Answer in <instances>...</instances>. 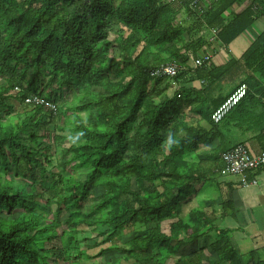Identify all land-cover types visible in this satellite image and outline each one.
<instances>
[{
    "label": "trees",
    "instance_id": "16d2710c",
    "mask_svg": "<svg viewBox=\"0 0 264 264\" xmlns=\"http://www.w3.org/2000/svg\"><path fill=\"white\" fill-rule=\"evenodd\" d=\"M259 19V0H216L201 12L184 1L0 0V264H118L111 251L133 264H203L196 245L225 232L217 216L185 209L219 175L225 150L188 158L222 131L264 123V28L225 64L160 79L150 70L186 67L211 28L226 47ZM229 72L237 85L212 96ZM170 84L169 97L161 86ZM240 85L243 96L213 123ZM33 96L57 113L27 103ZM190 112L208 129L185 121ZM220 197L221 215L233 216ZM216 257L237 263L227 238Z\"/></svg>",
    "mask_w": 264,
    "mask_h": 264
},
{
    "label": "crops",
    "instance_id": "0c3cea01",
    "mask_svg": "<svg viewBox=\"0 0 264 264\" xmlns=\"http://www.w3.org/2000/svg\"><path fill=\"white\" fill-rule=\"evenodd\" d=\"M255 23L256 27H254ZM255 23L246 31L247 33L241 35L247 41L246 43L242 41L236 43L241 36L238 37L219 52L214 63L222 65L232 57L238 58L250 43L246 36L249 38L256 36L264 28V19L256 20ZM238 80L239 77L237 80H229L227 87L222 89H218L216 85L211 90L212 96H216L218 90L219 96L228 94L237 85ZM200 85L201 81L191 83L192 87ZM177 86L176 84L162 85L161 89L164 90L165 95L170 97ZM187 86L189 85L187 84ZM184 120L193 126L208 129L206 122L196 113H188ZM262 127H264V123L252 129L231 128L228 131H222L223 139L221 141L216 139L208 147H201L196 158L192 155L188 159L198 161L203 159L204 154H208L210 150L219 148L227 150L236 144L244 145L251 155H258L264 152V135L260 134ZM218 165L222 166L219 159ZM245 176L247 179L255 178L256 183L243 186L237 176L220 177L217 175L210 184L198 187L199 193L193 196L186 206V213L198 208L209 216H217L214 225L225 232L219 244L214 243L215 236L211 233L205 242L200 241L196 245V247L202 248L201 262L203 264H226L219 262L216 257V250L226 238L230 241L231 248L236 255L234 259L237 261L236 264H264V173L249 172ZM220 194L231 200L233 216H230V213L221 215Z\"/></svg>",
    "mask_w": 264,
    "mask_h": 264
},
{
    "label": "built area",
    "instance_id": "2783aa9c",
    "mask_svg": "<svg viewBox=\"0 0 264 264\" xmlns=\"http://www.w3.org/2000/svg\"><path fill=\"white\" fill-rule=\"evenodd\" d=\"M166 2L178 3L186 2L192 9L199 12L207 9L216 0H164ZM264 3V0H259ZM218 28H211L208 31L207 42L210 44L208 47H202L201 50H197L196 54L187 52L186 67H181L178 63H163L150 70V75L154 78H172L176 75L177 71L182 68L194 71L199 67H208L212 61L219 56V52L225 47L216 43V34ZM247 33V32H245ZM204 31H200L199 36L204 35ZM254 39V36H251ZM264 48V41H263ZM245 91L244 85H240L227 99L211 114V120L213 123H218L225 114L236 104V102L243 96ZM27 103H34L47 108L53 114L57 113V108L54 103L44 100L41 97L33 96L30 99H26ZM220 161L222 167L219 170V176H237L240 183L243 186L249 184H255L256 179H247L245 174L249 172L264 173V152L258 155H251L246 147L242 144H236L231 148L225 150L220 154Z\"/></svg>",
    "mask_w": 264,
    "mask_h": 264
},
{
    "label": "rangeland",
    "instance_id": "374dc122",
    "mask_svg": "<svg viewBox=\"0 0 264 264\" xmlns=\"http://www.w3.org/2000/svg\"><path fill=\"white\" fill-rule=\"evenodd\" d=\"M257 26V24L255 23V26L254 27H256ZM247 37V39L249 40V42L252 40L251 38H249L248 36H246ZM246 39V40H247ZM244 42V43H246L247 41H245L244 39H243V37L241 36L237 41H236V43H239V42ZM234 46V45H233ZM233 46H232V48H233ZM229 80H237V77H236V75H233L232 73H228L227 74V76H225L223 79H221L220 81H218V83L217 84H214L213 85V87H215L216 85H217V88L218 89H222V88H225V87H227V85L229 84ZM226 82V83H225ZM220 94V92H219V90H218V92L216 93V95H219ZM19 104H17V103H15V108H17V106H18ZM81 116H85L84 114H81ZM57 170H55V172H56ZM132 188L134 189L135 187H134V184L132 183ZM30 192V191H29ZM100 192H101V190H99V188H97L96 189V192H95V196H97V195H99L100 194ZM136 229L138 230V229H141V227H136ZM163 230H167V224H164L163 225ZM91 237L93 238L92 240H91V242H93V240L95 239L96 240V237L95 236H93V235H91ZM130 238V236H125V237H123V241H126V240H128ZM105 257L108 259V260H110V261H112V262H115V261H117L118 260V264H133L132 263V261H124V260H122L121 259V257H122V254L121 253H118V252H115V251H111V252H109V253H107L106 255H105ZM59 264H63V262H60ZM166 264H171L170 263V259L169 260H167V262H166Z\"/></svg>",
    "mask_w": 264,
    "mask_h": 264
}]
</instances>
